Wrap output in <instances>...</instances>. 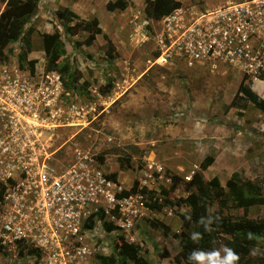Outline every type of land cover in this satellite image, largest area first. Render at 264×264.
I'll use <instances>...</instances> for the list:
<instances>
[{
  "label": "rangeland",
  "instance_id": "rangeland-1",
  "mask_svg": "<svg viewBox=\"0 0 264 264\" xmlns=\"http://www.w3.org/2000/svg\"><path fill=\"white\" fill-rule=\"evenodd\" d=\"M109 1L41 0L24 28L35 29L29 58L37 59L36 71L47 69L43 34L61 32L67 52L60 64L68 61L82 75L71 90L97 104L94 121L75 135L76 130L71 129L59 138V143L69 140L60 153L70 157L76 147L88 150L106 173H117L116 180L126 192L134 193V182L141 180L149 189L143 192V204L131 226H124L127 216L118 212L115 218L101 217L96 228L85 229L84 242L90 253L83 264H99L100 255H114L115 264H186L176 262L183 250L180 238L172 234L180 233V214L190 209L186 204L178 205L177 200L189 193L182 184L172 187L174 176L188 180L203 161H208L202 171L205 180L218 178L227 189V181L237 171L244 177L246 189L250 181L264 191V113L242 97L232 106L243 75L229 64L205 61L188 66L182 60L153 64L156 29L150 25L146 38L139 28L148 17L143 12L145 0H129L125 10L115 11L107 10ZM181 1L185 8L204 10L232 0ZM4 7L0 0V11ZM63 7L83 18L97 16L103 33L115 45L114 58L106 54L103 34L90 46H78L87 34L80 31L72 37L65 33L56 15ZM21 47V40L8 46L9 60L0 62V71L29 69L19 62ZM246 83L264 98V79H246ZM109 84V91L103 93ZM206 208L216 211L218 204L210 203ZM225 212L244 214L243 209ZM263 216L264 203L247 213L251 219ZM153 219L168 224L170 233L165 235L162 229L152 227ZM122 239L139 246L145 263L119 253ZM0 250V264H35L34 256L16 248L0 245ZM241 255L247 258L249 253Z\"/></svg>",
  "mask_w": 264,
  "mask_h": 264
},
{
  "label": "built area",
  "instance_id": "built-area-1",
  "mask_svg": "<svg viewBox=\"0 0 264 264\" xmlns=\"http://www.w3.org/2000/svg\"><path fill=\"white\" fill-rule=\"evenodd\" d=\"M150 25L156 29L153 64L219 61L261 79L264 0L145 17L139 28L146 38ZM97 116V104L67 88L59 71H0V245L34 256L35 264H83L90 253L85 229L118 212L127 216L125 227L132 225L143 192L126 193L88 150L60 153L69 140L59 138Z\"/></svg>",
  "mask_w": 264,
  "mask_h": 264
},
{
  "label": "trees",
  "instance_id": "trees-1",
  "mask_svg": "<svg viewBox=\"0 0 264 264\" xmlns=\"http://www.w3.org/2000/svg\"><path fill=\"white\" fill-rule=\"evenodd\" d=\"M5 7L0 11V62L9 60L11 48L8 46L17 41H22L21 52L19 53V62L28 65L29 69L34 72L37 59H30L29 53L32 50V35L35 31L33 27L25 30L27 18L35 12L41 0H3ZM129 6V0H111L106 4L108 11L125 10ZM183 6L181 0H145V14L153 19H159L169 14L173 10ZM57 18L61 21L65 33L76 35L80 31H86L88 34L83 41H78L77 45L90 46L97 39L99 34L103 33L100 26V19L97 16L83 18L69 7L57 9ZM108 50L106 54L114 58L115 45L107 34H104ZM43 47L47 59V69L59 71L65 79L67 88L74 86L82 77L81 72L73 69L68 61L60 64V58L67 52L62 34L58 30L53 33L43 34ZM8 49V50H7ZM157 55V53H156ZM155 55V56H156ZM247 77L244 76L238 92L232 102L235 105L237 98L251 102L256 108L264 113V98L254 91L247 83ZM261 79H264L263 75ZM87 87V83L84 84ZM111 84L104 88L103 93L109 91ZM102 160V158H101ZM209 165L208 161L201 163L200 170L193 173L190 179L185 180L179 176H174L173 188L182 184L189 193L187 197L179 198L178 205H188L189 212L181 213L182 229L180 233H173V237L180 238V245L183 254L176 257V262H185L189 264L188 256L193 250H220L225 245L232 248L239 256L236 264H264V216L260 219H251L247 217L249 208L264 203V191L255 183L248 182L247 189L244 187L245 182L240 172L232 173L227 181V189L221 184L218 178L205 180L203 170ZM116 178L117 173L110 174ZM132 192H148L147 187L140 188L139 181H135ZM129 193V192H126ZM216 202L218 208L216 211H210L206 208L207 204ZM226 209H243L242 216L225 212ZM190 216L188 220L185 217ZM212 217L211 231H205V228L199 221L203 218L207 222ZM94 222L90 219L86 227L91 228ZM152 227L162 229L165 235L171 231V227L157 219L151 220ZM109 229L111 226L108 227ZM193 231L200 232L202 239L193 242L190 235ZM248 233H252L249 238ZM119 253L138 263H145L140 255L139 246L122 239L118 244ZM257 249L256 255H251V250ZM247 251L249 256L245 258L241 255ZM1 252V250H0ZM23 253V251H19ZM33 253V252H31ZM117 259L114 255H100L99 264H115ZM125 263V262H124Z\"/></svg>",
  "mask_w": 264,
  "mask_h": 264
},
{
  "label": "clouds",
  "instance_id": "clouds-1",
  "mask_svg": "<svg viewBox=\"0 0 264 264\" xmlns=\"http://www.w3.org/2000/svg\"><path fill=\"white\" fill-rule=\"evenodd\" d=\"M186 219L190 220V216H186ZM205 228V231H211L212 217H209L207 222L202 218L199 221ZM249 238L252 237V233H248ZM190 239L193 242H198L202 239V234L200 232L193 231L190 235ZM223 255H221V250H211V251H203V250H193L189 256L188 261L189 264H236L239 260V256L236 252L228 247L224 246L222 249ZM257 249L251 250V255H256Z\"/></svg>",
  "mask_w": 264,
  "mask_h": 264
},
{
  "label": "crops",
  "instance_id": "crops-1",
  "mask_svg": "<svg viewBox=\"0 0 264 264\" xmlns=\"http://www.w3.org/2000/svg\"><path fill=\"white\" fill-rule=\"evenodd\" d=\"M144 8H145V5H144V7H143V12H144ZM118 10H119V9H118ZM144 14H145V12H144ZM82 32L88 34L86 31H82ZM102 34H103V37L105 38L104 33H102ZM99 35H100V34H99ZM99 35H98V36H99ZM71 36L73 37V36H75V35H71ZM105 39H106V38H105ZM106 42H107V40H106Z\"/></svg>",
  "mask_w": 264,
  "mask_h": 264
},
{
  "label": "bare ground",
  "instance_id": "bare-ground-1",
  "mask_svg": "<svg viewBox=\"0 0 264 264\" xmlns=\"http://www.w3.org/2000/svg\"><path fill=\"white\" fill-rule=\"evenodd\" d=\"M258 80V79H257ZM73 137V135L72 136H70V138H72Z\"/></svg>",
  "mask_w": 264,
  "mask_h": 264
}]
</instances>
